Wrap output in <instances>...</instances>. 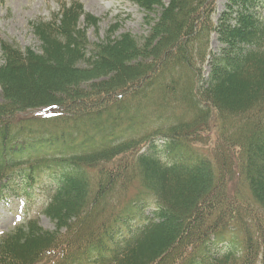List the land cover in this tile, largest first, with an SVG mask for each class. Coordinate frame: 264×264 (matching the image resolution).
<instances>
[{
	"label": "trees",
	"instance_id": "16d2710c",
	"mask_svg": "<svg viewBox=\"0 0 264 264\" xmlns=\"http://www.w3.org/2000/svg\"><path fill=\"white\" fill-rule=\"evenodd\" d=\"M134 1L141 45L90 49L77 0L31 22L38 51L0 39V199L41 194L55 226L0 235V264H264V0Z\"/></svg>",
	"mask_w": 264,
	"mask_h": 264
},
{
	"label": "rangeland",
	"instance_id": "374dc122",
	"mask_svg": "<svg viewBox=\"0 0 264 264\" xmlns=\"http://www.w3.org/2000/svg\"><path fill=\"white\" fill-rule=\"evenodd\" d=\"M65 1L69 2L70 0ZM77 1L82 4L85 12L98 19L96 27L90 26L86 28V37L90 44L88 45L90 49L104 41L108 30L112 28H116L112 36L129 33L140 45L151 30L150 25L144 19L146 13L134 0ZM225 3L226 0H215L214 20L225 9ZM57 5V0H0V39L13 42L22 50L31 48L38 51L39 41L35 37L30 24L31 22L49 20L51 14L58 11ZM156 17V13L150 15V19H156ZM80 26H84L83 19L80 21ZM221 47H223V44L218 41L215 34H212L209 40L210 51L217 54ZM208 71L209 66L205 64L203 67L204 77ZM39 112L36 111L34 114H39ZM152 118L154 119V116L149 115L146 119ZM215 137V127L213 122L210 121L209 127L201 132L195 146L203 150L213 151L216 142ZM235 180L234 178L228 186L230 191ZM42 198L40 194L29 201L13 196L0 199V235L11 232L16 226L25 223L29 218L35 219L43 229L54 230V223L42 213ZM238 239V236L227 233L223 236V242L216 245L211 243V246L213 251L223 250L232 242L236 245Z\"/></svg>",
	"mask_w": 264,
	"mask_h": 264
},
{
	"label": "bare ground",
	"instance_id": "6f19581e",
	"mask_svg": "<svg viewBox=\"0 0 264 264\" xmlns=\"http://www.w3.org/2000/svg\"><path fill=\"white\" fill-rule=\"evenodd\" d=\"M86 8H88V7H86Z\"/></svg>",
	"mask_w": 264,
	"mask_h": 264
}]
</instances>
